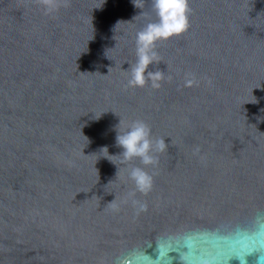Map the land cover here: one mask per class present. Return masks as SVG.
<instances>
[{
	"label": "water",
	"instance_id": "obj_1",
	"mask_svg": "<svg viewBox=\"0 0 264 264\" xmlns=\"http://www.w3.org/2000/svg\"><path fill=\"white\" fill-rule=\"evenodd\" d=\"M138 4L0 0V264H264V0H188L158 87L128 84ZM137 120L152 164L119 155Z\"/></svg>",
	"mask_w": 264,
	"mask_h": 264
},
{
	"label": "clouds",
	"instance_id": "obj_2",
	"mask_svg": "<svg viewBox=\"0 0 264 264\" xmlns=\"http://www.w3.org/2000/svg\"><path fill=\"white\" fill-rule=\"evenodd\" d=\"M42 2L46 13L53 12L58 7V0H42ZM131 2L134 7L140 8L138 0H131ZM152 4L157 14V20L148 23L136 35L137 59L135 64L130 66L129 85L143 86L147 78L153 81L154 87H158L156 81L161 78V74L148 71L149 65L157 57V53L154 51L155 42L161 38L180 34L188 26V0H152ZM115 143L122 149L119 155L123 157V161L138 157L143 164L154 163L153 152L163 151L166 146L163 140H157L154 143L150 136V129L143 121L139 120L132 122L122 133L116 128ZM99 152H106L107 155H103V157L112 163L114 162L110 157L118 155L110 154L107 145L101 146ZM129 176L138 190L143 192L151 187L152 177L144 169L134 167Z\"/></svg>",
	"mask_w": 264,
	"mask_h": 264
}]
</instances>
